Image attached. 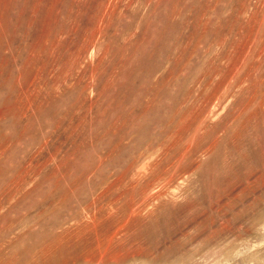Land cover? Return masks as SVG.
<instances>
[{"label":"rangeland","instance_id":"obj_1","mask_svg":"<svg viewBox=\"0 0 264 264\" xmlns=\"http://www.w3.org/2000/svg\"><path fill=\"white\" fill-rule=\"evenodd\" d=\"M0 264H264V0H0Z\"/></svg>","mask_w":264,"mask_h":264}]
</instances>
